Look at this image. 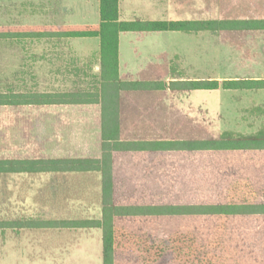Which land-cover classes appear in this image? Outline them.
<instances>
[{
  "label": "trees",
  "instance_id": "16d2710c",
  "mask_svg": "<svg viewBox=\"0 0 264 264\" xmlns=\"http://www.w3.org/2000/svg\"><path fill=\"white\" fill-rule=\"evenodd\" d=\"M196 25L199 24L122 22L119 0H101L100 26L51 28L49 31L0 28V40L101 39L102 93L0 92V108L100 104L103 110V153L99 159L0 158V174L102 172V219L28 222L21 226L100 228L104 264H264V160L261 161V157L247 159L241 154L264 153V129L249 138H236L226 132L220 139L164 140L159 137L150 140L137 134L141 127L120 128L121 91H216L221 86L226 90L264 89V81L223 84L218 81L170 84L119 81L120 33L186 31L198 28ZM202 25L209 30L217 29V22ZM144 151L229 155H225L226 163L216 162V167L205 165L200 174L194 175L168 171L172 161L162 158L158 160L161 166L158 174L129 173L131 168L138 169V161L117 155ZM194 178L198 180L194 182ZM200 182L208 188L202 189ZM205 199L208 201H202ZM4 226L9 225L0 224Z\"/></svg>",
  "mask_w": 264,
  "mask_h": 264
},
{
  "label": "crops",
  "instance_id": "0c3cea01",
  "mask_svg": "<svg viewBox=\"0 0 264 264\" xmlns=\"http://www.w3.org/2000/svg\"><path fill=\"white\" fill-rule=\"evenodd\" d=\"M215 11H210V0H119V20L122 22H168V23H196L195 29L186 31H167V32H122L119 35L118 43V63H119V81L127 83H152L166 81L167 77L171 82H197V81H218L220 84L229 81H264V0H215ZM0 17L3 18H32L38 20L36 23L25 19L26 21L1 23L0 28L9 30L15 28H44L48 31L51 28L81 27V26H100L101 24V0H0ZM208 22H217L216 30H209L202 24ZM31 23V24H30ZM210 34L216 35V53H217V77L208 80L205 77H181L172 76V67L182 66L185 71L191 70V66L201 68L208 61ZM164 37V38H162ZM46 41L49 48H55L65 44L66 66L63 69H56L57 75L53 79L64 80L68 82H84L93 78L97 81L96 88L87 89L76 88L75 90H57L46 91V93L65 94L72 92H91L100 94L102 84V56L101 39L96 38H34L9 40L17 41ZM48 41V42H47ZM93 42V43H92ZM50 59L58 60L61 56L51 55ZM78 66V67H77ZM171 67V68H170ZM175 71L177 69L175 68ZM64 74L65 77H58ZM172 74V75H171ZM176 74V73H175ZM170 82V83H171ZM169 83V84H170ZM172 90V89H168ZM176 92L196 93L199 91L172 90ZM218 94L217 111L220 115L237 114L238 105L234 100L230 103L228 98L240 97L252 98V104L248 101L239 106V120L244 123L248 120H260L264 116V89H246V90H226L222 86L216 90ZM160 91L136 90L120 92V128L133 129L141 127L142 124H151L155 128L154 118L149 119L145 116L148 113L149 105L142 103H131V101L146 93H155ZM229 92V96H226ZM126 99V100H125ZM207 105V104H205ZM153 107V106H152ZM37 109L41 112V121L38 129H41L40 142L42 154L37 156L8 157L16 159L46 158L49 157L47 151L53 142H63L62 134L65 131L69 133V126L72 125L73 118L81 120L89 119L94 121V126L99 129L98 153L96 158L80 159H99L103 153L102 142V116L103 110L100 104L86 105H47L32 107H14L15 109ZM154 109V107H153ZM208 112V110H207ZM251 116H247L248 114ZM255 115H253V114ZM47 117H44V116ZM78 115V116H76ZM43 117V118H42ZM234 117V116H233ZM230 117H225L229 121ZM237 119V118H236ZM68 127V128H66ZM150 140H154L151 138ZM149 140V141H150ZM171 153V154H168ZM134 152L118 153L120 158L138 161V169L131 168L129 173L136 172L143 174H158L162 155H173L172 165L167 169L172 173L197 174V167H193L192 159L197 153L192 152ZM208 154L209 152H202ZM201 154V153H200ZM155 162L157 165H155ZM141 166V167H140ZM205 166V165H204ZM143 167V169H141ZM161 167V166H160ZM205 167L200 168V173ZM151 171H147V170ZM100 172V171H93ZM73 172H42V173H10L9 175H33L42 179L40 185L28 186L25 184L12 185L0 188V192H16V205L27 206L24 197L20 191L37 190L41 200L57 195L58 191L64 190L65 201L71 194L70 189L74 186L68 185L65 175ZM102 174V172H101ZM193 174V175H194ZM103 183V174H102ZM25 190V191H24ZM32 190V191H33ZM69 190V192H68ZM12 195L4 196V200H12ZM62 196V195H61ZM10 203V202H8ZM15 205V206H16ZM104 197L102 201V210ZM12 206V205H11ZM103 217V213H102ZM93 220V219H89ZM100 220V219H98ZM61 221H81V220H59V219H20L10 221H0V224L9 226L0 227V248L7 241L18 240L23 237L29 242L42 241L41 235L31 236L28 231L32 229H53L64 230L76 228L60 227H23L21 224L61 222ZM86 221V220H82ZM96 229V228H84ZM98 229V228H97ZM26 235V236H23ZM48 238L47 235H42ZM41 245V244H40ZM27 246V245H26ZM28 247V246H27ZM40 250L20 251L22 256H16L14 252L10 253L8 264H33L46 263L52 264L47 257L46 245L40 246ZM83 247V246H82ZM85 248V247H83ZM83 253V252H82ZM7 254L0 255V257ZM104 256V248H103ZM21 258V259H20ZM32 259H39L33 262ZM72 263L77 261L70 258ZM104 261V258H103ZM54 262V261H53ZM62 260L57 259V264ZM104 264V263H103Z\"/></svg>",
  "mask_w": 264,
  "mask_h": 264
},
{
  "label": "rangeland",
  "instance_id": "374dc122",
  "mask_svg": "<svg viewBox=\"0 0 264 264\" xmlns=\"http://www.w3.org/2000/svg\"><path fill=\"white\" fill-rule=\"evenodd\" d=\"M215 0H210V11H215ZM32 23L38 22L32 18H25ZM24 18H3L0 17L1 23L13 21L17 23L26 21ZM31 24V23H30ZM164 38V37H162ZM48 42V41H47ZM210 48L208 61L201 68L191 66V70L185 71L182 66L172 67V76L181 77H205L208 80L217 77V53H216V35L210 34ZM93 43V42H92ZM67 45L62 44L55 48H49L46 41H17L0 40V92H19V91H57L71 90L76 88L87 89L96 88L97 81L93 78L81 82H68L64 80L53 79L57 75L56 69H63L66 66L65 57ZM51 55L61 56L58 60L50 59ZM78 67V66H77ZM171 68V67H170ZM176 73V74H175ZM58 77H65L64 74ZM171 81L169 76L166 81ZM77 84V85H76ZM76 85V88H75ZM229 96V92L225 93ZM230 103L235 100L238 105L237 114L218 113V94L217 91H204L196 93L176 92L172 90L160 91L139 96L131 101V103H142L149 105L145 114L149 119L154 118L155 128H151V124H142L137 130V134L143 135L145 138H159L164 140H196V139H220L226 132L236 135V138L255 137L264 129L263 119L248 120L244 123L239 117L245 116L239 112V105L248 101L252 104V98H242L237 95L235 98H228ZM126 100V99H125ZM207 104V105H205ZM154 109H153V107ZM208 110V112H207ZM253 114V113H252ZM255 115V114H253ZM78 116V115H76ZM234 116V117H233ZM247 116H251L248 114ZM44 117H47L46 115ZM230 117L229 121L224 120ZM43 118V117H42ZM81 120L73 118L72 125L69 126V133L65 131L62 134L63 142L51 143L50 149L47 151L49 157L55 159H80V158H96L98 153L99 129L94 126V121L89 116ZM237 118V119H236ZM41 121V112L39 110L26 108L10 110L8 108H0V158L37 156L42 154V146L40 142L41 129H38V122ZM68 128V127H66ZM241 134V136H239ZM149 136V137H148ZM171 154V153H168ZM247 159L264 160V153H241ZM225 155L216 152L208 154L197 153L193 156L192 163L194 168L200 174V168L204 165L216 167V162L226 163ZM233 155V154H231ZM236 155V154H235ZM162 159L173 160V155H162ZM210 162V164L208 163ZM219 167V166H218ZM65 179L70 186L71 194L68 196L66 203L64 190L58 191L57 195L49 196L41 200L37 190L20 191L21 196H25L27 206L16 205V192H0V221L20 220V219H59V220H98L102 219V201H103V183L101 172H73L66 174ZM198 178H194L196 182ZM42 179L33 175H9L0 174V188L14 185H40ZM202 189L208 188L207 185L200 182ZM69 192V190H68ZM10 196L12 200H4V196ZM62 195V196H61ZM29 199V201H28ZM217 200V199H213ZM28 201V202H27ZM208 201V199L202 200ZM10 202V203H8ZM12 205V206H11ZM16 205V206H15ZM31 236L41 235L42 241L29 242L25 237L6 241L0 248V264H8L10 261L8 256L14 252L16 256H22L20 251L40 250L42 245H46L48 253L45 258L52 264H57V259L62 260L61 264H73L72 260H76L75 264H103V231L96 229H32L28 231ZM47 235L48 238L42 237ZM26 236V235H23ZM41 244V245H40ZM28 247H27V246ZM85 248H83V247ZM83 252V253H82ZM21 259V258H20ZM12 261V260H11ZM33 262L39 259H32ZM54 261V262H53ZM38 264V263H33ZM43 264V263H39ZM46 264V263H44Z\"/></svg>",
  "mask_w": 264,
  "mask_h": 264
}]
</instances>
